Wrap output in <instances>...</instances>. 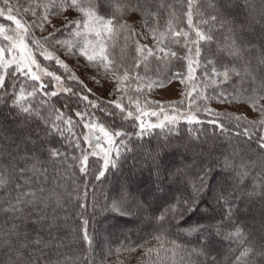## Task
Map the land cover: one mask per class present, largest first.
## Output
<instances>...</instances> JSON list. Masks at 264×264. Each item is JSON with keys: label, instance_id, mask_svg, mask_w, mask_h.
<instances>
[{"label": "trees", "instance_id": "trees-1", "mask_svg": "<svg viewBox=\"0 0 264 264\" xmlns=\"http://www.w3.org/2000/svg\"><path fill=\"white\" fill-rule=\"evenodd\" d=\"M249 2L257 11L248 15L241 9L239 16H233L222 8L214 11L215 0H192L190 27L188 0H82L86 11L91 10L106 20L122 17L120 25L128 26L115 28L111 38L104 34L106 71L99 56L87 61V57L81 55V47L91 50L101 39L81 26L87 19L84 13L73 9L68 15L67 9H52L50 0H10L15 6L13 14L20 16L26 26L45 16L61 19L62 24L44 36H34L38 27L29 28L26 35L46 72L53 76L43 75L40 80L32 81L17 73L19 78L13 89L7 73L14 72L15 67L9 66L4 73L5 88L0 89V95L7 91L12 99L6 105L0 104V233L8 232L15 224L19 237L9 235L11 246H0V264L12 260L18 264H85V261L86 264H128L120 262L124 261L122 258L135 264H181V261L183 264H237L241 252L246 253L243 260L261 264L259 256L251 252L253 248L259 251L264 238V154L257 143L259 136L264 135V128L259 124L261 119L237 121V117L243 116L235 110L237 105H244L249 96L264 95L260 91V78L264 77V63H261L264 60L261 44L264 21L260 19V0ZM240 3L243 4V0ZM214 15L216 21L211 20ZM73 19L78 23L71 24ZM225 19L228 23L221 27ZM7 22L6 17L0 16L1 24ZM196 30L211 39L194 44ZM77 32L80 35H76ZM182 32H187L188 36L178 34ZM144 34L155 38V49L142 44ZM51 35L67 43H46L45 38ZM33 38L40 41L38 47L42 51L46 49L55 54L65 47L81 65L102 68L104 82L114 87L110 95L102 97L92 93L75 71L64 69L55 60L42 58L39 49L32 44ZM4 42L0 36L1 48ZM197 46L199 56L195 54ZM189 60L193 68L191 74ZM213 67L220 73L235 69L240 75L233 73L224 81L222 75L212 71ZM3 72L0 69V73ZM124 73H127L126 78ZM182 74L187 75L190 83L187 85L191 88L185 87L186 95L176 104L187 117L191 114L195 120L189 122L180 117L175 122H165L163 128L141 132V118L136 117H140L143 108L154 105L148 98L151 90L165 86ZM54 76L61 78L63 89L71 91H55ZM2 79L0 76V81ZM21 88L24 91L19 105L29 108L28 113L12 103L21 96ZM33 88L36 89L34 95H28ZM53 91L57 92L55 97L50 95ZM84 96L88 100H84ZM221 96H231V99H221ZM116 103L121 104L123 111L116 108ZM246 106L254 108L250 100ZM130 111L131 117L128 116ZM77 112L81 116H77ZM69 118L71 124L67 123ZM151 119H147L146 124H156ZM213 120L215 124L210 123ZM85 121L97 122L111 133H127L123 143H120L122 137L114 136L113 161L100 179H96V175L102 161L90 155L86 146ZM252 124H255L256 134L249 137L244 134V128ZM56 125L63 135L57 132ZM53 147L59 148L60 157L48 155ZM180 149L185 152L183 156ZM174 153L179 156V163L172 159ZM85 154H88L87 174L80 172ZM166 159L168 161H164ZM97 160L98 164L93 163ZM157 165L160 179H157ZM205 172L210 173L206 180L210 188L214 179L220 178L213 192L204 189L200 208H208L215 194L225 197L210 213L215 218L208 222L235 224L241 229L240 237L226 238L228 233L236 231L231 226L224 227V235H216L215 229L210 235L192 233L187 225L178 233L167 235L150 226L135 205L131 206L129 214L108 211L122 191L145 205H159L163 211L171 198L181 196L178 189L193 192ZM117 182L122 183V187L111 195ZM41 188L44 202H37L35 210L27 206L24 218L6 211L21 193L40 194ZM41 209L44 218L37 223ZM229 211L231 221L227 219ZM200 215L203 213L198 209L188 222ZM85 219L91 245L83 239ZM112 230L114 234L110 235ZM157 235L161 237L159 241L155 239ZM171 241L180 247L173 248ZM22 243L27 247L21 249ZM18 249L22 256L17 255ZM193 249L203 254H193Z\"/></svg>", "mask_w": 264, "mask_h": 264}, {"label": "snow or ice", "instance_id": "snow-or-ice-1", "mask_svg": "<svg viewBox=\"0 0 264 264\" xmlns=\"http://www.w3.org/2000/svg\"><path fill=\"white\" fill-rule=\"evenodd\" d=\"M50 5L52 9H67L68 10V15H71V11L75 9L77 12L84 13V16L87 18L82 22V27L84 29L89 30L90 32H94L96 37H100L101 39L97 40L96 46L92 47L91 50L87 46L81 47L80 52L82 56H86L88 61H93L97 59L99 56L101 63L104 64V61L107 60V56L104 54V44L105 41L103 39L104 34L107 33L108 36L114 37V29L117 27L121 28H127V25H120V19L122 17H114L113 19H104V17L97 16L93 11L91 10H85V7L82 4V0H60L59 3H57V0H50ZM14 5L10 3V0H2V4H0V16H4L5 12H7V20L12 21L16 25V29L20 30V35L19 39L16 40L9 48L7 49H0V69H3L4 72L0 73V76H2V81H0V89L5 88V74L7 73V69L10 65L15 64V70L12 73H7L10 80L12 81L11 87L13 89L16 88V81L18 80V76L16 75L17 73L30 78L32 81H38L40 80V75L37 74V72H34L32 70V66L35 65L37 68H39V65L37 64L36 60L28 54V45L24 43V36L28 35L29 33V28H35V27H43V21L47 19L45 16L41 20L38 21H33L32 25L30 26H25L20 19H17L16 15L13 14L14 12ZM211 7V5H210ZM192 8H193V3L192 0H188V13H187V18H188V25L191 27L192 25ZM224 9L228 14L233 15V16H239L241 13V9H243L248 15H251L253 12L257 11V8L254 4L250 3L249 0H243V4L240 3V0H215V8L213 9L214 11L217 9ZM24 11H28L27 9H24ZM45 11H49L48 7L45 8ZM259 12H260V19L264 21V0H260V6H259ZM211 20L216 21L217 16H212ZM71 24L75 25L78 23L75 19L70 21ZM228 21L225 19L221 21V27H223L225 24H227ZM129 31H131L129 29ZM230 31H233L230 29ZM242 32L243 29H240ZM262 32H264V29H262ZM0 33H4V28L3 26H0ZM182 34L185 37L188 36L187 32H182L178 33ZM76 35H80L79 32L76 33ZM196 37L197 40L193 41L194 44H198L199 40H204V39H211L210 36H206L203 32L201 31H196ZM5 39L11 40L13 39L12 37L5 36ZM237 40L240 39L239 36L236 38ZM33 43H35L37 46L40 45V41L36 40L33 38L32 40ZM45 42H54L55 44H66L67 42L58 40L55 35H51L49 37L45 38ZM235 41H233V46L235 47ZM261 44L264 45V36L261 37ZM18 49L19 52L21 53L20 56H13L11 60H5L4 59V53L7 52H12L14 50ZM139 47L137 48V51H139ZM239 49H237V52ZM71 54V53H70ZM195 54L197 56L200 55V48L197 46L195 48ZM172 55H175V53H172ZM44 59L45 60H55L57 64H62V61L49 53H44ZM261 63H264V60L261 61ZM66 67V65H65ZM104 67L107 71V64H104ZM193 71L192 68V61L189 60V67H188V72L191 74ZM207 71V69H206ZM213 72H215L218 76L222 75L224 81H228L231 77V75L234 73L236 76L239 77L240 73L235 72V69H226L223 73H220L216 68L213 67L212 69ZM46 75L48 76H53V73L47 72ZM125 78L127 77V73H124ZM54 79L56 81L60 80L59 76H54ZM189 79H191V75H189ZM119 85H117L118 87ZM44 85H41V88H43ZM64 91H71V89H63ZM105 92L110 91V89L105 88ZM23 91L24 89L21 88V96L17 97L12 101L13 105H19V101L23 99ZM36 89L33 88V92L28 93V95H34ZM260 91L264 92V77L260 78ZM14 94V93H13ZM51 96L55 97L57 95V92L53 91L50 93ZM9 99H12V97L7 93V91H4L3 95H0V104H7V101ZM84 100H88L87 96L83 97ZM221 99H231V96H221ZM251 101L253 107L261 114L262 117H264V103H261L264 101V95H252L249 96L247 100L244 101V106L246 107L247 103ZM89 103H92L91 101ZM24 113H28L30 111L29 108L23 107V105H19ZM93 107H96L95 104H93ZM116 108H119L123 111L121 108L120 103H116ZM248 113L250 117H254L255 113H253L250 109H248ZM77 116H81L80 112L76 113ZM143 115H148V113H143ZM151 116H157V112L153 111L150 114ZM128 116L131 117L133 116V113L130 111L128 112ZM58 119H61L58 117ZM136 119H140L139 116L136 117ZM177 119L176 116L169 117L168 115H165L163 120H160L156 124H146L142 119L139 124V128L141 132L149 129V128H163L165 127V122L166 121H171L175 122ZM237 121H240L244 119V117H237ZM195 120L194 116L189 117V122H193ZM67 123L71 124V119L67 121ZM210 123L215 124L216 121H210ZM259 124L262 128H264V119H261L259 121ZM239 123L237 124V128H239ZM85 128H91L92 125L90 123L84 125ZM56 130L57 132H60L61 135H63L62 130L58 125H56ZM99 131L103 133V136L107 139V144L109 147L104 150L103 156H102V165L98 169V174L96 175V179H100V177H103L105 175V171L108 170L110 163L112 161L110 160V154L113 150L114 146V139L113 137H122L120 143H123V136L127 135V133H121L119 131L114 132V133H109L108 131L105 130L103 126L99 128ZM244 134L248 135L249 137L253 136L255 133V124L250 125L249 127L244 128ZM85 140L91 142V138L86 136ZM96 140L99 141L100 137L97 136ZM257 143L259 145V150L261 154H264V135H260ZM77 147H79V144H77ZM96 147H99V143H97ZM83 151V150H82ZM118 151V149H117ZM48 155L50 157H60V150L59 148H50L48 150ZM92 156H99L100 154L98 152L93 151L90 153ZM88 161V154H85L83 156L82 160V166L80 168V172L87 174L88 172V167L87 165ZM55 163V161H53ZM93 163H99V160L93 161ZM113 166H115L113 164ZM210 175L209 172H205L204 176L200 178L199 186L195 187L193 192H189L187 188H184L183 190L178 189V191L181 192V196L179 198L173 197L167 202V206L164 207L163 211H160V206H153L152 204H143L135 200L134 197H131L130 193L125 194L123 191L120 193L119 197L117 200L112 204L110 208H108V211H113L118 214H129L130 208L132 205H135L138 213L140 215H143L146 217L148 223L150 226L154 227L156 231L162 232L167 235H172L174 233H178V231L187 225L188 230L192 233H201V234H211V230L215 229L216 230V235H224L223 229L226 226H231L236 229L235 233H228L226 238H232L234 235L236 237L241 236V229L240 227L236 226L235 224L231 225H225L223 223L220 224H212L209 223L208 221L211 219H214V215H210L211 212L214 211L216 206L219 205V202L221 199H225V197L215 194L212 197V203L208 208H205L203 211L200 208V202L203 200V193L205 188H209L210 191H213L210 186L206 183L207 177ZM157 179H160V166L157 165ZM44 189L41 188L39 189V193L37 194L35 192H28V193H21L16 197V203L11 204L10 207L6 210L8 212H11L13 214H18L19 217L24 218V212L25 208L29 205L33 206V209L35 210V205L37 202L43 203V194ZM22 197H32L31 199H25ZM131 197V199H130ZM47 206V205H45ZM107 207V206H106ZM203 215L197 216L195 220H193L191 223L188 222V218L192 216L193 213H195L197 210ZM151 210V211H150ZM41 216L40 218L36 221L39 223L41 219L44 218L43 216V210L41 209ZM156 213H159L157 215ZM16 216L14 215V219ZM232 218V213L229 211L227 213V219L228 221H231ZM203 221V222H201ZM53 223H55V220H53ZM88 221L85 219L83 221V225L85 226V231L83 235V239L89 242V245H91L92 241L91 238L89 237L87 233V226ZM15 234L17 237H19V229L18 226L15 224L13 225L12 229H10L6 233H0V246L4 247H10L11 246V241L7 238L9 235ZM157 241L161 239L159 235L155 237ZM37 244L40 242L37 241ZM173 248H178L180 247L175 243V241H171ZM245 243H247L245 241ZM27 245L21 244V249L26 248ZM205 249L208 247V245L203 246ZM193 254H203V252L197 253L195 249L191 250ZM245 252H241L240 257L237 258V264H240L241 260H243V257L245 256ZM17 255L22 256L21 250H17ZM251 255H258L261 261V264H264V238L261 240L260 248L259 251L257 252L254 248L252 249ZM5 264H18L16 260L12 261H6ZM86 264V261H85ZM181 264L183 262L181 261ZM243 264H252L251 261L248 260H243Z\"/></svg>", "mask_w": 264, "mask_h": 264}, {"label": "rangeland", "instance_id": "rangeland-1", "mask_svg": "<svg viewBox=\"0 0 264 264\" xmlns=\"http://www.w3.org/2000/svg\"><path fill=\"white\" fill-rule=\"evenodd\" d=\"M16 15L17 19H20L22 21V23L24 24V21L22 18H20V16ZM4 17L7 18V13L5 12ZM44 17H41V19ZM40 19V20H41ZM8 21V20H7ZM26 23V22H25ZM60 24H62V20L60 19H54V18H47L46 20L43 21V27H38V31H35L34 36L35 37H39V36H44L49 34L50 32L56 30ZM25 25V24H24ZM0 26H3L4 28V33H0L1 38H3L6 42L3 43L2 48L0 46V49H7L9 48L14 42H16V40L19 39V35L20 30L16 29V25L14 22L12 21H8L7 23H0ZM26 26V25H25ZM195 30V29H194ZM199 31V30H196ZM5 36L8 37H12L13 39L11 40H7L5 39ZM144 38L145 41H142V44H145L146 47L150 48L151 50L156 48V40L155 38L151 37L150 35L144 34ZM24 43L28 45V54H30L37 62V64L39 65V68H37L35 65L32 66V70L34 72H37L38 75H40V78H42L41 76L46 75V69L43 66V64L40 62V57L34 52L33 47L28 43L27 37L24 36ZM32 44H34L35 49H39V52H41L42 54V58H44V53H49L52 54L56 57H58L61 61L62 64H60V66L62 65L64 67V69H72L73 71H75L78 75V77L80 78L81 82H83L84 86L91 91L92 93H96V94H100L102 97H108L110 94L109 92L111 90H113L112 85L105 83L104 78L105 76L102 75V73L104 72V70L100 67H93L91 68L90 66H86L85 64L81 65L78 59H74L68 48H63L61 47V49H59L55 54L54 53H50L49 51H46V49H44V51L40 50V48L32 42ZM21 53L19 52L18 49L12 51V52H5L4 53V59L7 60H11L13 56H20ZM88 61V60H87ZM66 65V67H65ZM10 66H14L15 64H12ZM190 84L188 81V77L185 74H182L180 76L175 77L173 80H171L169 83H167L165 86L159 88V89H153L151 90V93L149 94L148 98L151 102L154 103L153 106L151 107H147V108H143L141 110V112L143 113H148V115H143V113H140V118L147 123V119H151L154 120L155 123H158L160 120H163L165 115H168L169 117L172 116H176L178 120L180 117H184L186 119L189 120V116H192L191 114L187 117L188 114H186V112L184 110H181L179 108V106L176 104L177 101H181L183 100V97L186 95L187 90H185V87L188 86L189 88H191V86L187 85ZM105 88L110 89V91L105 92ZM63 89V84L61 81V78L59 81L54 80V90L55 91H62ZM180 104V103H179ZM248 109H250L253 113H255L254 117H250L249 113H248ZM235 110L237 113L241 114L244 118L251 120V121H259L260 119H264V117L261 116V114L252 107L249 106H244L242 104L237 105L235 107ZM156 111L157 112V116H151V112ZM166 122H170V121H166ZM90 123L92 125L91 128H85V134H84V138L86 136L91 138V142L85 140L86 142V146L89 149V153H92L93 151L98 152L100 155L99 156H95L96 158H99L102 161V156H103V152L104 150H106L109 145L107 144V139L103 136V133H101L99 131V128L102 126L101 124L94 122V121H85V124ZM104 127V126H103ZM106 131H108L109 133H111L108 129L105 128ZM1 136V135H0ZM99 136L100 140L97 141L96 137ZM114 141L115 138L113 137ZM97 143H99V147H96ZM116 143V142H115ZM115 143L113 146V150L110 154V160L113 161V156H114V152H115ZM178 148V147H177ZM181 150V156L184 155L185 152ZM172 159L176 160V162L179 163V156L172 154ZM171 163V161H169ZM168 162V163H169ZM132 178H134L132 176ZM220 178V177H219ZM219 178L214 179L215 183L212 185L211 189L215 190L216 187L219 184ZM122 187V183L117 182L116 186H114V188L111 191V195L115 194L117 192V189ZM213 192V191H212ZM201 210H204V207H201ZM133 220V218H132ZM191 222V221H190ZM114 231L112 230L109 234L113 235ZM109 235V236H110ZM104 240V237H103ZM105 241V240H104ZM102 246V245H100ZM124 261H120V262H125L130 264L129 262L132 261H125L126 258H122ZM128 259V258H127ZM119 262V263H120ZM131 264H135L134 262H132Z\"/></svg>", "mask_w": 264, "mask_h": 264}, {"label": "bare ground", "instance_id": "bare-ground-1", "mask_svg": "<svg viewBox=\"0 0 264 264\" xmlns=\"http://www.w3.org/2000/svg\"><path fill=\"white\" fill-rule=\"evenodd\" d=\"M164 161H168V160L166 159V160H164Z\"/></svg>", "mask_w": 264, "mask_h": 264}]
</instances>
